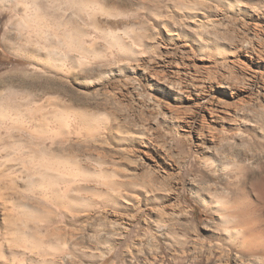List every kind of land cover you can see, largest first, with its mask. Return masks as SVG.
Here are the masks:
<instances>
[{
    "label": "rangeland",
    "instance_id": "rangeland-1",
    "mask_svg": "<svg viewBox=\"0 0 264 264\" xmlns=\"http://www.w3.org/2000/svg\"><path fill=\"white\" fill-rule=\"evenodd\" d=\"M68 1L38 0L43 10L48 7V12L43 11L46 17L32 21L30 28L17 25L21 15H17L9 4L0 5L1 100H7L8 105L15 108L24 93L37 91L54 98L59 96L73 101L76 106L107 113L106 117H111L107 120L111 122L112 132L122 126L137 131L147 129L154 133L159 146L143 158L131 157L127 154L131 145L112 143L109 140L111 131H106V155L114 161L107 166L132 171L135 181L152 182L155 187L153 195L158 196L159 201L147 202L144 199L147 195L142 190L127 187L133 199L127 203L126 209H113L107 200L103 207L110 216L113 211L127 218H131V214L136 215L130 230L124 232L119 224H110L99 218L98 210L91 208L87 243L96 247L100 245L99 250L106 255L103 264H129V261L136 264L141 257H152L154 253L163 255L166 264L176 262L174 260L183 264H240L241 259L247 260V252L237 248L226 237L227 229L239 225L233 220L224 222L219 216L242 211L244 223L255 233L252 238L264 237V59H259L256 54L252 57L247 52L252 45L263 51L264 57V35L258 38L252 29L257 23L264 32V15L255 20V17L250 19L238 13H225L219 26L212 28L216 31L212 33L215 38L225 40L232 50L223 55L214 52L203 54L197 48L189 50V47L174 44L145 48V65L161 70L167 84L168 80H173L179 67L190 72L191 75L183 76L185 94L174 98L149 88L145 78L132 71L114 72V75L108 76L107 71L116 66L113 60H96L85 65L80 69L83 80L79 81L65 72L38 64V57L29 59L15 54L16 50L8 42L26 41L29 32L34 44L39 39L37 31L43 38L37 46L40 49L35 51L42 52L39 57H43L46 49H54L57 32L64 29L69 32L71 28L69 24L61 25L60 30L57 24L61 23V16L70 17ZM246 1L250 7L256 8V4L264 0ZM165 14H168L166 6L163 16ZM172 14L177 20V15ZM149 30L154 32L152 27ZM46 34L48 36L42 37ZM62 35H58L57 39L61 42L59 50L68 54L71 49ZM74 53L76 56L79 54L77 51ZM117 59L124 60L122 57ZM181 61L186 62L187 67L180 66ZM224 81L235 87L230 94L220 90L218 84H224ZM14 91L20 96H11ZM111 92L118 93V101L110 98ZM12 98L13 101L10 100ZM159 101L163 108L157 107ZM168 109L177 111L185 119L182 121L185 126L179 133L162 116L169 115ZM209 110L215 113L211 115ZM204 114L211 120L210 134L214 135L213 138L205 137V143L199 138L207 132L200 130ZM159 150L163 152L158 153ZM204 160L218 162L217 168L210 169L203 163ZM224 165L229 167L226 171L222 169ZM198 192L208 199V204L200 201ZM217 199H224L230 206L229 210L219 212L215 207ZM160 207L171 213V217L159 224L155 213ZM146 215L149 220L145 219ZM97 223L103 228L100 243L92 236ZM110 246H113L111 250ZM176 254L181 258L175 257ZM86 264H92V260L86 261Z\"/></svg>",
    "mask_w": 264,
    "mask_h": 264
},
{
    "label": "bare ground",
    "instance_id": "bare-ground-1",
    "mask_svg": "<svg viewBox=\"0 0 264 264\" xmlns=\"http://www.w3.org/2000/svg\"><path fill=\"white\" fill-rule=\"evenodd\" d=\"M177 1L69 0L70 17L61 16V23H56L59 29L61 25L69 24L70 31H58L56 38L59 39L63 34L71 49L70 53L65 54L59 50L61 42L56 39L54 49H46L43 57H39L42 52L35 51L40 49L37 46H40L43 38L38 31L36 34L39 39L35 44L31 32L26 41L21 39L8 44L16 50L15 54L29 59L38 57V64L65 72L67 76L79 81L83 80L80 69L85 65L96 60H113L116 66L107 71L108 76L114 75V72L132 71L144 77L149 88L157 93L179 98L185 94L183 76L190 72L187 68L179 67L173 80H168L167 84L161 70L145 65L144 49L174 44L189 47V50L197 48L203 54L214 52L223 55L232 50L225 40L215 38L213 27L219 26L225 13H238L250 19L255 17L256 20L264 15V1H259L256 8L250 7L246 0ZM4 4H9L17 15H21L17 25L27 28L31 27L32 21L37 22L39 18L46 17L44 13L48 12V7L43 10L38 0H0V5ZM165 6L168 14L163 16ZM172 13L177 15V20H174ZM149 27L154 28L153 33ZM252 29L258 38L264 35L257 23ZM45 36L48 35L42 37ZM251 46L247 50L248 55L254 57L256 54L259 59H264L263 51ZM74 51L79 54L76 56ZM179 65L187 67L184 61ZM218 85L221 91L229 94L235 88L229 81ZM109 96L116 101L120 97L117 92H111ZM20 97L15 108L10 107L6 99L2 101L0 98V264H86L90 259L92 264H103L106 255L99 250L100 245L96 247L87 243L91 208L98 210L99 218L110 224L117 223L124 232H128L136 215L131 214V218H127L113 211L110 216L103 205L107 200L113 209H126L127 203L133 199L128 189L131 187L142 190L147 195L144 197L147 202L157 201L158 196L153 195L155 187L147 180H133L132 171L125 172L116 166H107V163L114 162L108 159L105 149L108 142L105 133L112 127L109 122L111 117L107 118V113L94 112L76 106L71 100L41 95L37 91L24 93ZM10 100L13 101V98ZM157 107L163 108L160 101ZM169 111L167 116L162 113L160 115L164 116L165 121L171 122L174 130L179 133L185 126L182 125L185 119L177 111ZM209 111L211 115L215 113ZM210 122V118L204 114L200 130L207 132L202 133L204 137H199L202 141L207 136H214L210 134ZM110 133L109 140L112 143L131 145L127 149L131 157L143 158V155L159 149L154 133L147 129L137 131L122 126ZM203 163L210 169L218 166L216 161L204 160ZM228 168L224 165L222 169L226 171ZM196 194L202 203L208 204L207 198L199 192ZM216 202L215 207L219 212L229 210L230 206L224 199H217ZM155 214L159 224L171 217V213L161 207ZM219 217L224 222L233 220L239 225L227 229L226 237L237 248L247 252V260L241 259L240 264H264V237L252 238L255 233L244 223L243 212H227ZM145 219L150 218L146 215ZM102 233L101 224H95L92 236L98 243L102 240ZM174 256L178 258L180 255ZM174 261L170 264H183L179 260ZM156 263L166 264L164 256L154 253L152 257L143 256L136 262ZM129 264L135 263L129 261Z\"/></svg>",
    "mask_w": 264,
    "mask_h": 264
}]
</instances>
